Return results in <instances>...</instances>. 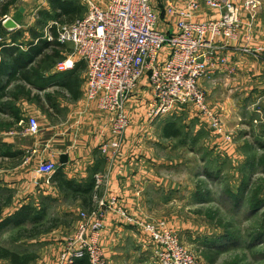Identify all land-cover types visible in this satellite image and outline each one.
I'll return each instance as SVG.
<instances>
[{"label":"crops","instance_id":"obj_1","mask_svg":"<svg viewBox=\"0 0 264 264\" xmlns=\"http://www.w3.org/2000/svg\"><path fill=\"white\" fill-rule=\"evenodd\" d=\"M55 1L0 0V113L20 126L16 135L7 138L15 157L5 160L15 162V167L0 175V190L11 195L5 210L31 206L39 211L52 203L71 220L68 229L76 231L82 213L96 210L98 199L117 197L137 219L166 222L181 242L187 230L197 226L187 224L182 203L196 211L209 203L216 185L221 186L223 201L237 207L238 213L263 212L264 196L256 191H263L264 179V0H258L255 13L244 10L246 0H223L242 8L238 37L223 42L227 62L217 60L200 82L208 106L223 121V133L217 134L191 107L150 122L151 94L143 80L127 109L131 124L116 155L101 151L111 138L112 118L87 98L86 63L73 58L72 69L56 70L73 52L70 44L56 39L57 26L83 19L87 6L78 0H60L81 10L69 20L55 9ZM96 1L102 6L108 2ZM165 2L167 10L158 16V26L166 31L171 29L169 23H175L169 6L183 9L189 0ZM221 14L202 6L193 21L218 19ZM8 19L16 29H6ZM30 118L39 126L34 135L27 133ZM47 161L56 163L57 171L38 173V166ZM98 175L107 181L100 187ZM199 181L204 184L200 190ZM65 227L61 224L45 235L30 264L59 263L65 243L75 233ZM102 231L101 245L109 264H155L150 237L120 215L109 213Z\"/></svg>","mask_w":264,"mask_h":264},{"label":"built area","instance_id":"obj_2","mask_svg":"<svg viewBox=\"0 0 264 264\" xmlns=\"http://www.w3.org/2000/svg\"><path fill=\"white\" fill-rule=\"evenodd\" d=\"M84 2L88 10L83 19L57 26L58 41L70 44L73 52L56 70L72 69L73 58L86 63L87 98L96 101L98 108L112 118L111 138L101 147L103 154L112 150L116 155L121 151L131 124L127 109L143 80L151 94L147 105L150 122L180 107H191L196 115L208 120L217 134L223 133V121L208 106L200 82L211 73L217 60L227 62L223 42L236 41L242 8L223 0H189L183 9L170 5L168 13L175 23H169L171 29L165 31L158 26V12L152 0H108L104 6L93 0ZM202 6L222 14L218 19L193 21L194 13ZM244 8L255 13L259 1L246 0ZM27 131L33 135L40 132L36 119H29ZM56 171L57 164L51 161L41 163L37 169L44 175ZM96 179L97 187L107 182L103 176ZM119 200L98 199L96 210L82 213V223L65 243L58 264H75L84 259L89 264H109L100 238L109 213L120 215L128 225L150 237L155 264H200L166 222L139 220Z\"/></svg>","mask_w":264,"mask_h":264},{"label":"rangeland","instance_id":"obj_3","mask_svg":"<svg viewBox=\"0 0 264 264\" xmlns=\"http://www.w3.org/2000/svg\"><path fill=\"white\" fill-rule=\"evenodd\" d=\"M78 1L84 5L87 4L84 0ZM152 1L160 9L161 14H158V16L162 15L164 9H166L164 8L165 0ZM94 2L97 1L94 0ZM159 20L161 19L159 18ZM12 121V117L4 116V114L0 113V148L3 150H12L13 145L9 144L7 138L16 135V130L20 129V126L13 125ZM21 127L24 130L22 131L25 132L24 126ZM228 138L231 139V137ZM187 156L185 155L183 158ZM14 163L0 158V175L12 170L15 167ZM262 181L263 184L259 188L263 189V191L256 192L262 193L261 195L264 196V179ZM203 186L204 184L201 181L197 183L198 190ZM216 186L217 188H214L215 191H211V195L207 200L209 203L199 206L196 211L189 208L186 209L182 203V216L185 217L187 224H196L197 226L187 230L183 237L185 239L181 243L200 264H264V239L255 241L257 235L264 233V210L256 215L248 211L238 213L237 207L223 201L222 191H220L221 186ZM3 190H0V223L16 213L5 210L7 207L5 202L9 201V196L11 195L6 192L7 190ZM185 192H182L183 198L186 194ZM44 210L46 211L45 216L42 215ZM38 212L41 215L39 216L41 221L38 225H40L39 228L42 230L37 237H27L26 234L22 235L23 232L18 230L20 228L9 227L0 232V244L5 249H10L13 252L28 256L34 255L35 257L34 252L38 251L39 247L43 245L45 235L58 230L61 224L66 225L64 230L75 231L74 228L68 229L71 220L64 217V213L59 211V208L53 206L52 203H49L47 208H41ZM25 225L28 230L33 227L28 223ZM0 264L11 263L8 260L0 259Z\"/></svg>","mask_w":264,"mask_h":264},{"label":"trees","instance_id":"obj_4","mask_svg":"<svg viewBox=\"0 0 264 264\" xmlns=\"http://www.w3.org/2000/svg\"><path fill=\"white\" fill-rule=\"evenodd\" d=\"M54 7L56 10H59L61 11V13L68 16L70 18L69 20L75 17V15L77 16L81 14V10L80 9L78 10L76 7L73 6V4L69 5L66 2H62L60 0L55 1ZM53 29H57V27L53 26ZM57 38H58V34L56 35V39ZM15 118L17 121L20 120L18 116H15ZM7 157L8 158L15 157L14 153L11 152V149L3 150L0 148V158L5 159ZM5 203L8 205L10 203V199L9 201ZM0 208H1V205H0ZM45 212L46 211L44 210V212L42 213L43 216H45L46 214ZM38 213L39 212L36 211L33 207L25 206L21 208L19 211H17L16 213H14L12 216L10 215L7 219L3 220L0 223V232L4 231L5 229H8L9 227L10 228L13 227L14 229L20 228L18 230L23 232L22 235L26 234L27 237L35 238L41 233V230H42L39 228L40 225H38V223L41 221L39 219L41 218L39 217L41 215ZM27 223L33 226L32 229H29V230L26 229L25 224ZM261 239L262 240L264 239V233L257 235L255 241H258ZM23 254H26V253H23ZM0 259L8 260L10 261L11 264H30L31 262H33L35 257L34 255L28 256V255H22L21 253H18V252H13L10 249H5L2 246V244H0ZM75 264H89V263L87 259H84V260H80L76 262Z\"/></svg>","mask_w":264,"mask_h":264},{"label":"water","instance_id":"obj_5","mask_svg":"<svg viewBox=\"0 0 264 264\" xmlns=\"http://www.w3.org/2000/svg\"><path fill=\"white\" fill-rule=\"evenodd\" d=\"M5 27L8 30H14V29L17 28V25H16V23L14 21L8 19V20L5 21ZM62 163H66V158L65 157L62 158Z\"/></svg>","mask_w":264,"mask_h":264}]
</instances>
